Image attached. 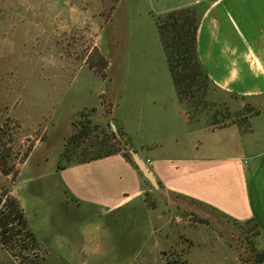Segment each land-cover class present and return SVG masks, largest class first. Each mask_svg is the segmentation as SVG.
I'll list each match as a JSON object with an SVG mask.
<instances>
[{"label": "rangeland", "instance_id": "1", "mask_svg": "<svg viewBox=\"0 0 264 264\" xmlns=\"http://www.w3.org/2000/svg\"><path fill=\"white\" fill-rule=\"evenodd\" d=\"M176 1L0 0V115L14 127L19 172L13 178L0 171V189L19 200L39 242L35 254L25 252L28 259L1 250L0 264H246L254 250L264 251L253 223L234 222L150 183L141 198L107 214L78 205L64 185L60 168L69 164L62 155L75 133H82L76 155L129 152L119 132L135 149L145 140L151 124L144 113L153 105L151 93L137 95V72L164 71L156 79L168 92L154 97L168 114L156 134L166 145L177 138L205 149L213 134L194 128L247 122L250 108L238 111L236 101L217 94L213 102L211 92L198 109L184 104L191 123L173 117L176 88L156 22ZM139 105L143 113L123 119ZM219 134L212 136L215 149Z\"/></svg>", "mask_w": 264, "mask_h": 264}, {"label": "crops", "instance_id": "2", "mask_svg": "<svg viewBox=\"0 0 264 264\" xmlns=\"http://www.w3.org/2000/svg\"><path fill=\"white\" fill-rule=\"evenodd\" d=\"M184 8L196 9L201 17L197 48L212 84L210 99L216 101L217 94L236 101L238 111L250 108L256 112H249L245 124L207 123L193 129L194 133H221L216 149L213 135L206 136L205 149L200 143L180 142L174 136L175 143L166 145L156 134L168 114L156 108L158 101L154 97L168 92L156 79H164V71H140L133 76L139 79L134 82L139 85L137 95L151 93L153 107L145 110V125L151 124V128L145 129V140L136 148L145 153L146 158L140 156L149 161L148 166L165 192L234 222L253 221L264 234V0H180L160 13L165 16ZM139 106L124 113L123 119L133 117L143 107ZM184 106L177 96L172 105L173 117L191 123ZM115 113L114 110V116ZM174 125L172 122L169 129L175 131ZM129 147L138 150L131 144ZM60 171L74 202L98 207L106 214L126 208L148 190L147 180L124 152L73 163Z\"/></svg>", "mask_w": 264, "mask_h": 264}, {"label": "trees", "instance_id": "3", "mask_svg": "<svg viewBox=\"0 0 264 264\" xmlns=\"http://www.w3.org/2000/svg\"><path fill=\"white\" fill-rule=\"evenodd\" d=\"M156 23L178 99L183 104L190 102L194 108L198 109L205 103V99L212 89L210 78L198 56L197 34L201 17L196 9L184 8L168 13L159 18ZM101 60L103 61L102 67L105 68L106 63L103 58ZM208 105L210 104L206 102V106ZM255 112L250 109V113ZM79 124L80 122L76 121L75 125ZM214 125L216 126L218 123ZM119 133L120 138L126 140L125 145L128 148L130 143L124 133ZM114 137L117 138L116 135ZM81 139L82 133L77 132L67 141L62 158L69 165L85 163L122 152L120 148H114L106 151L99 150L93 155L86 153H84L86 155H76L75 150L80 146ZM14 143L15 131L11 120L3 119L0 115V171L5 176L12 175L13 178H16L19 172L17 159L14 157ZM30 152L29 149L18 160L25 161L30 156ZM124 154L133 162L129 152H124ZM250 222L253 223V221ZM253 224L256 227L257 235L264 239V234L261 233L257 224ZM38 246V239L28 228V221L19 200L9 190L0 189V251H10L16 258L28 259L31 254L25 252L34 251L35 254ZM253 255L252 263L247 260L246 264L264 262V251L254 250Z\"/></svg>", "mask_w": 264, "mask_h": 264}, {"label": "water", "instance_id": "4", "mask_svg": "<svg viewBox=\"0 0 264 264\" xmlns=\"http://www.w3.org/2000/svg\"><path fill=\"white\" fill-rule=\"evenodd\" d=\"M114 127V126H113ZM129 152L131 154L134 164L137 166L138 170L142 173L145 179L155 188L160 189V185L157 178L151 168L148 166L146 161L139 156V154L129 147Z\"/></svg>", "mask_w": 264, "mask_h": 264}, {"label": "built area", "instance_id": "5", "mask_svg": "<svg viewBox=\"0 0 264 264\" xmlns=\"http://www.w3.org/2000/svg\"><path fill=\"white\" fill-rule=\"evenodd\" d=\"M146 163L148 164V163H149V161H146Z\"/></svg>", "mask_w": 264, "mask_h": 264}]
</instances>
